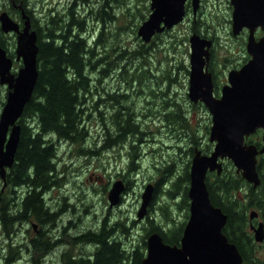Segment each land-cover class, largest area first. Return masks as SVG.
<instances>
[{
    "label": "rangeland",
    "instance_id": "obj_1",
    "mask_svg": "<svg viewBox=\"0 0 264 264\" xmlns=\"http://www.w3.org/2000/svg\"><path fill=\"white\" fill-rule=\"evenodd\" d=\"M71 1L73 0H28L41 23L46 21L50 8H55L63 14L66 13ZM150 1L126 0L127 3H124L123 6L118 5L117 1H113L118 17L111 21L105 20L107 21L105 39L102 44L96 46L98 54H95L93 60L105 53H109L112 58H115L122 53L124 48L129 50L137 48L139 39H142L137 34V28L149 14L150 10L147 9V5L149 7ZM3 2L4 0H0L1 6H3ZM99 2L100 0L97 2L93 0L90 3L95 12ZM202 3L201 13L196 16L198 19L196 25H202L201 28L204 31L207 28L208 34L215 35L217 39L215 61L219 64L216 65V72L219 74L221 84L220 87H216V92L220 94L226 75L225 73L220 74L218 69L224 67L228 69L230 67H227V64L231 65L232 62L239 61L246 56L243 40L247 37V33L240 37L232 34V7L229 0H203ZM139 8L143 9L140 12H145V18L140 15ZM1 11L2 9H0ZM93 17L91 15L87 17L86 28L82 32L90 42H93L94 37L102 28V22ZM193 17V11L190 10L183 23H179L169 33L164 34L162 39H158L148 57L151 62L152 76L150 74L148 77L145 76L142 82L134 77V80L130 81V74L141 63L142 57L132 58L128 62L130 70L126 73L129 74L127 77L125 74H121L125 58L119 59L118 64L113 65L110 70H106L105 75L99 72L105 63L99 64L97 69L90 72L92 74V89L95 91L97 88L101 93H90L87 97V114L91 113L90 116L87 114L84 116V123L89 131L87 138L78 144L54 137L58 147L57 162L62 176V184L47 192L45 198L53 208L62 206L65 207V210L61 213L56 225L54 224L55 226L52 224L41 226L36 220L22 221L15 224L12 232L8 234L0 224V264H30L32 256L36 253L31 239L37 235L41 228L46 229L47 233L52 235L51 239H64L63 243L56 245L44 255L41 264H64V252L87 255L94 250L95 244L80 242L74 245L72 237L87 229H96L104 220V216L109 214V209H111V222L120 219L125 220L129 225L133 219L136 220L132 235L127 237L117 233V236L124 238V243L128 247L141 243L143 235L147 232L146 227L149 226L148 216L165 225V230H169L173 225H179L186 218V210L178 207L175 203L179 199H172L166 193V188H168L166 183L159 186L157 197L152 200L153 205L147 206V213L142 218L138 217V211L146 184L153 183L156 190V181L160 178L158 168L165 167L174 161L175 173L173 174L177 176L192 159L190 130L182 125H175L176 128L172 123L166 121L164 110H173L171 106H175V102L179 103L186 111L190 125L195 128L198 135L199 143L196 147L207 149V146L213 144L209 139L212 115L204 103L194 102L198 106L193 105V101L188 96L189 71L184 66L179 68L180 62L187 65L188 68L190 67L189 35L192 33ZM125 24L128 27L122 30L118 29ZM114 48L116 50H113ZM165 56L168 57L167 61L164 60ZM226 57L232 61H228L229 59L227 60ZM162 68L170 69L171 76L176 77L174 83L169 86L172 91L166 95L168 96L167 100L164 96L153 94L150 90L152 89L150 84L155 83L153 76L161 75L159 69ZM101 75L102 80L99 82L98 77ZM165 85L166 83L163 81L158 89L159 87L164 88ZM1 86L6 89V85L1 84ZM113 90L120 94L118 101L108 97V91L113 92ZM100 97L102 99L98 103V107H93ZM165 101H168V106H165ZM124 105L125 107L129 105L140 114H146V116L137 117L142 122L144 135L142 142L139 143L140 168L136 172L127 170L129 153L133 151L130 148V142H134L133 136H129L123 142H118L113 146H104L106 125L111 126L112 131L115 132V114H118L116 112ZM99 109L104 110L103 116ZM79 146L100 150V152H82L78 149ZM213 174L215 175V172ZM125 175L126 182H124L127 187L122 192L121 200L111 205L108 192L113 182L119 178L123 179L122 176ZM211 179H213L212 176ZM3 185V179L0 176V188ZM25 189V186L18 187L20 191ZM8 193L10 192L8 191ZM10 203L12 202L10 201ZM165 206L168 207L163 210L162 207ZM69 220L72 221L71 224ZM64 226L68 228L65 233ZM10 247H15L12 252L18 258L7 263L6 256L10 255ZM258 254L264 260V244L259 246Z\"/></svg>",
    "mask_w": 264,
    "mask_h": 264
},
{
    "label": "trees",
    "instance_id": "obj_2",
    "mask_svg": "<svg viewBox=\"0 0 264 264\" xmlns=\"http://www.w3.org/2000/svg\"><path fill=\"white\" fill-rule=\"evenodd\" d=\"M12 1L4 0V4L3 6L0 5V9L7 10L12 16H15L16 9ZM14 1L19 3L21 0ZM22 1L25 5L26 0ZM92 1L73 0L70 2L66 13L62 14L59 11L58 16L50 14L52 10L50 8L45 32L42 31V26L39 25L38 17L32 13V10L28 12L32 18V26L37 31V44L39 47L37 66L39 74L32 96L25 104L23 113L18 119L21 124L20 141L15 160L8 168L9 171L3 180L7 185H3L5 187L4 191L0 188V224L8 234L12 232L15 224L22 221L36 220L41 226L46 224L55 226L61 213L65 210V207L62 206L56 209L53 208L45 198L47 192L62 184V176L60 175L57 162L58 147L54 137L78 144L87 138L89 131L84 123V116L87 114L88 108L86 106L87 97L90 93H101L97 88H95V91L92 89V74L90 72L97 69L99 64L105 63L99 69V72L105 75L104 72L106 70H110L113 65L118 64L119 59L125 58L121 74H125L127 77L129 74L127 75L126 73L130 70L128 62L132 58L142 57L141 63L130 74V81L137 78L142 82L145 76L148 77L149 74L152 76L151 62L148 57L152 47L156 44L145 42L142 39H139L137 48L133 50L124 48L122 53L115 58H112L109 53H105L93 60L95 54H98L96 46L102 44L105 39L104 35L107 27V21L105 20L111 21L118 17L113 1H117L120 6L127 2L126 0H100L95 12L90 6ZM147 9H149L148 5ZM127 11L129 12L128 6ZM140 11H143V9L139 8ZM56 13L58 14L57 11ZM90 15L102 22V28L98 35L94 37L93 42H90L82 33L86 28L85 21ZM140 15H142V18L146 16L145 12H140ZM201 26H193L192 23V30H197L198 32L202 29ZM125 27H128V25L126 26L125 24L122 27H118V29L122 30ZM205 29L207 31V28ZM3 40L4 35L0 27V41L4 46ZM113 50H116V48ZM164 60L167 61L168 57L165 56ZM180 65L179 68L184 66L189 71L187 65L185 66L181 62ZM159 70L161 75L154 74L156 75L153 76L155 77V83L152 82L150 84L152 87L150 90L153 94L162 95L167 100L168 96L166 95L168 94H166L165 90L174 83L176 77L171 76L170 69L162 68ZM102 75L98 77L99 82L102 80ZM163 81L167 86L165 85L164 88L159 87L158 89V86ZM6 93V89L0 84V112L5 103ZM101 97L93 104V107H98ZM108 97L118 101L120 94L116 90H113V92L108 91ZM167 102L165 101V106L169 105ZM193 105L198 106L194 102ZM171 107L173 110L165 111L164 119L172 123L173 126L182 125L190 130L192 143L190 144V151L193 156L195 147L199 143L196 130L191 127L186 111L179 103L175 102V106ZM99 112L103 116L104 110L99 109ZM116 113L119 114V117L118 114H115V132L112 131L111 126L108 127L106 122H104L106 125L104 146H113L118 142H123L129 136H133L134 142H130V148L133 151L129 153L127 170L136 172L140 168L138 157L139 143L142 142V136L144 135L142 122L137 117L146 116V114L138 113L135 109L130 108L129 105L120 107ZM147 113L149 115V112ZM90 115L91 113L87 114V116ZM78 149L89 153L100 152V150L88 149L85 146H79ZM190 162L184 166L182 172L177 176L173 174L175 173L173 168L174 161L165 167L158 168L160 178L156 181L153 200L157 197L159 186L162 183L168 184L166 193L172 199H179L175 203H177L178 207L186 210V218L179 225H173L169 230H165V225L148 216L147 222L149 226L146 227L147 232L143 235L141 243L128 247L124 243V238L117 236V233L127 237L132 235L136 220L133 219L129 225L125 220L120 219L111 222V209H109V214L104 216V220L101 221L96 229H87L72 237V244L75 245L80 242L93 243L95 244L94 250L87 255L64 252V264H143L142 258L146 252L147 234L153 230L160 231L165 241L171 244H179L183 228L189 216ZM212 177L213 179L208 182L210 196L212 201L220 205L228 214L227 223L223 230L231 240H235L231 234L232 226L239 231L237 226H243V221L231 209V200L232 202L233 199L240 201V199L231 195V190L238 186L239 183L242 185V178L229 169H226L221 175L215 174ZM122 178L126 182V175L122 176ZM20 186H25L27 188L26 192L15 197L10 203V198L8 197L9 188L11 190L13 187L18 188ZM260 191L263 192L264 188H261ZM151 204L153 205V203ZM166 207L168 206L162 207V209L165 210ZM167 213H169V210H167ZM69 222L70 224L72 223L71 220ZM63 228L65 233L68 228L66 226ZM51 237L52 235H49L46 229L41 228L37 235L31 239V244L36 253L32 256L30 264H41L44 255L48 251L64 242L63 238L51 239ZM237 244L239 246L238 242ZM241 248L240 251L244 256L243 264H264V260L259 255L255 256L251 251ZM14 249L15 247H10V255L6 256L7 263L18 258L12 252Z\"/></svg>",
    "mask_w": 264,
    "mask_h": 264
},
{
    "label": "water",
    "instance_id": "obj_3",
    "mask_svg": "<svg viewBox=\"0 0 264 264\" xmlns=\"http://www.w3.org/2000/svg\"><path fill=\"white\" fill-rule=\"evenodd\" d=\"M187 0H151V12L142 21L137 34L150 41L156 32L171 28L186 15ZM196 11L200 0H192ZM232 31L239 33L244 27L250 32L247 51L251 57L241 67L229 71L228 83L222 93H214L213 74L208 69L213 40L193 32L190 42V72L188 96L194 102L203 101L212 115L209 139L215 142L210 153L196 147L190 165V213L183 228L180 244H170L160 231L147 236V250L143 264H241L242 253L237 244L223 231L228 214L215 205L206 182L208 171L217 168L220 158L234 160L243 176L254 184L260 182L256 167L257 155L264 152L263 145L245 142V136L258 127L264 129V34L256 38V28L264 29V0H231ZM25 26L3 10L0 13L1 29L18 33V57L23 65L12 71L13 60L0 42V83L8 87L5 104L0 113V175L5 178L6 167L13 164L20 141L21 124L18 119L30 100L38 78L37 31L30 30L29 16L24 13ZM264 140V134H263ZM125 189L123 179L115 180L108 192L111 205L121 200ZM155 185L146 184L138 217L147 213L154 196ZM261 233V228L257 229ZM261 239L262 236L258 235Z\"/></svg>",
    "mask_w": 264,
    "mask_h": 264
},
{
    "label": "flooded vegetation",
    "instance_id": "obj_4",
    "mask_svg": "<svg viewBox=\"0 0 264 264\" xmlns=\"http://www.w3.org/2000/svg\"><path fill=\"white\" fill-rule=\"evenodd\" d=\"M203 0H200L199 6L197 7L196 11H194L193 9V3L192 0H187L186 1V11L187 13L192 10L193 11V26H196V22L198 21L197 19V14L201 13V8L203 6L202 3ZM13 5L16 9V15L12 16L16 21L19 22L20 24V29L23 30L24 26H25V20L26 17H24V13L27 14L29 16L30 19V23H31V27L30 30L34 29L32 26V18L31 15L28 13L30 12V10H32V13H34V8H32L28 2V0H26V4H23V1L21 0L19 3H16L14 0L12 1ZM230 2V0H229ZM230 6L232 7V5L230 4ZM54 10H56L55 8H52V10L50 11V14H52L54 12ZM149 12H151V1L149 4ZM58 11V10H56ZM59 11L58 14L56 12H54L52 15L58 16L59 15ZM49 14V13H48ZM39 22V20H38ZM184 22V19H183ZM181 22V23H183ZM47 19L44 23L39 22V25L42 26V31L45 32V28L47 26ZM178 24L174 25L171 28H165L163 31L160 32H156L153 36L152 39L150 41L151 44H156L158 39H162V36H164V34L169 33L170 30L174 29L175 27H177ZM192 32H197V30H192ZM202 36H207L209 38H211L213 40V44L210 48L211 50V56H210V60L208 62V69L212 72L213 74V81H214V93L217 96H220L222 93V87L224 84L228 83V74L229 71L231 69L234 68H239L241 67L246 61H248V59L250 58V54L247 51V39H248V35H249V28L248 27H244L242 30L239 31V33L234 34L232 31V34L240 37L241 35L244 36V34L247 33V37L245 38L244 41V49L246 50V56H244L243 58H241L239 61H234L230 64H227V67H230L228 69H225V67L223 69H218L219 73H225V77L226 79L224 80V83L221 86V90H220V94H218L216 92V87H220L221 84V80L219 79V74L216 72V65H219L216 63L215 61V50H216V37L215 35H210L208 34V32L201 29L198 31ZM264 30L261 29V27H258L255 31L256 36L259 37L263 34ZM4 35V47L6 49V53L8 56H10L13 60V70H17L21 64H22V57H18V53H17V46H18V33L15 31H8V32H3ZM226 59L228 60L229 58L226 57ZM228 61H232V60H228ZM20 63V65H18ZM214 63V65H213ZM225 64V65H226ZM18 65V66H16ZM212 67V69H211ZM225 70V71H224ZM171 89L168 88V90H165L166 94H168V92L170 93ZM197 102H201L203 103V101L199 100ZM166 110H164L165 113ZM262 135H263V129L262 128H258L256 129V131L250 133L248 136H246L245 141L248 144L254 143L258 146V148H260L263 144V140H262ZM215 142H213V144L211 143V146H207V149H202V152L204 153H210L214 147ZM196 148V147H195ZM201 149V148H200ZM195 151V150H194ZM222 161V170L219 173L217 171V168L212 170V171H208L207 173V177H206V182L208 183L209 180L211 179V176H214V172L217 175H221L226 169L231 170V172H234L235 175H238L242 178V185H240V183L238 184V186L234 187L233 189H235L233 191V189L231 190V195L235 198L240 199V201H236L233 199V202L231 200V209L233 210V212L237 215V217L241 218V220L243 221V226H237L239 228L238 230H235L234 226H232L231 229V234L234 237V239L239 243V246L242 247L241 249H245V250H249L252 252V254L259 255L258 251H259V246L264 244V191L261 192L260 189L264 188V153H259L257 156V170H258V174L260 177V182L258 184H254L253 181H248L242 174V170L238 169V166L235 164L234 160L226 157V158H222L220 159ZM9 171V169L7 170V172ZM6 172V173H7ZM239 180V179H238ZM7 183H4V186H6ZM2 186V191H4L5 187ZM27 189V188H26ZM25 190H18V188L13 187L11 190L9 188V198L10 201L12 202L13 199H15V197H18V195H23V193L26 192ZM256 190V191H255ZM15 191V192H13ZM20 191V192H19ZM17 192V193H16ZM14 197V198H13ZM230 204V205H231ZM217 206H220L218 204H215ZM221 207V206H220ZM37 223L35 222V225ZM261 228V233H259L257 231V229ZM259 236H262L261 239L258 238ZM182 236V235H181ZM233 240L236 244L237 242ZM238 246V244H237ZM238 246V248L240 249V247Z\"/></svg>",
    "mask_w": 264,
    "mask_h": 264
}]
</instances>
